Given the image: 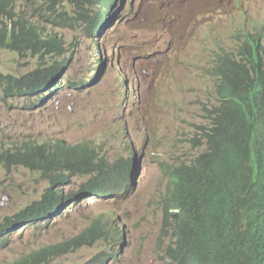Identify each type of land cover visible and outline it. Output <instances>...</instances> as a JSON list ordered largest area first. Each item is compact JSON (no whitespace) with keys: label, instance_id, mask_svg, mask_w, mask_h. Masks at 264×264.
I'll list each match as a JSON object with an SVG mask.
<instances>
[{"label":"clouds","instance_id":"clouds-1","mask_svg":"<svg viewBox=\"0 0 264 264\" xmlns=\"http://www.w3.org/2000/svg\"><path fill=\"white\" fill-rule=\"evenodd\" d=\"M117 4H123V1L114 0L113 4L103 6L97 19V33H87L86 27L70 29L77 30V33L99 50L97 54L100 64L104 62L103 50L107 51V48L103 46V41L98 43L97 38L101 37L103 40L105 35L110 34L115 21H119L115 18L114 11H111V7H116ZM97 9L98 6H92L90 13L93 12L94 16ZM154 10L158 12V16L149 18L154 23L161 21L159 31L166 38L165 47L172 41H180L185 45L196 44L211 49L209 56L197 61L193 72H198L205 80L206 98L198 99L194 103L197 108L186 112L192 131H188L180 111L171 112L178 120L176 136L180 139V146L186 145V150L180 149L178 157L167 155L156 163L167 182L155 203L156 231L159 233L157 245L161 253L158 260L167 264L165 254L170 250L177 251L179 242L189 247L195 237L192 221L209 218L214 225L213 238L220 242L217 244L221 253L214 262H204L205 264H264V0H172ZM65 56L63 50L59 61L45 56L48 60L42 64L44 68H49L52 64L49 75L51 80H45L46 86L32 93H39L35 98L37 101L43 98L44 89H48L49 93L61 85L56 81L67 66L71 65V56L69 59H65ZM62 60L68 61L65 66L60 62ZM90 64V73H94L97 78V57L93 67L91 62ZM161 64L164 68L168 67V59ZM57 66L58 74L54 76L53 70ZM117 73V90L125 88L124 102L128 109L129 92L125 81L120 79L121 72ZM135 75H138L137 71ZM68 83L73 89H87L82 80ZM135 93L137 97L133 88V94ZM1 97L5 102L8 99L3 95ZM138 108L140 109L135 108L133 111L134 125L153 126L156 122L153 111H149V108L143 110L141 106ZM125 132L128 134L127 128ZM121 135L122 130L117 129V150L122 143ZM60 141L65 143L52 139L48 144L33 145L54 149V145ZM25 144L29 143L5 152L13 153ZM125 144V157L119 154L111 168L104 162L100 143L84 141L67 144L72 147L89 146L90 152L87 155L94 156L97 160L91 165L84 156L79 167L75 166L77 170L73 173L64 172L62 181L53 187L44 173L39 171L49 186L43 196L32 204L40 203L48 196L50 188L61 195L62 199L55 202L51 209L35 214L32 219H18L27 207L14 216V219H6L4 224H0L4 225L0 230V245L7 246L11 235L9 232L20 222L28 224L23 229L35 223L32 229L38 230L42 225L54 226L69 214L66 213V204L69 200H75L72 194L63 195L59 186L66 185L70 178L83 180L82 188L96 199L91 201L93 203L127 196L133 187L137 169L134 150L128 139H125ZM0 163L6 169H26L6 167L1 161ZM98 166L102 168V173L94 170ZM114 169H117L116 178L113 175ZM165 203V207H160V204ZM7 220L12 224H8ZM123 234L124 227L120 229L114 220H107L102 225L101 220L93 219L83 231L68 234L59 241L45 243L52 246H40L37 251L20 260L7 261L0 254V264H54L61 257L71 258L67 264H132L126 252L127 246L123 247ZM253 236L261 238L262 242L254 240ZM49 250L52 254L45 259ZM187 263L197 264L193 252L187 253ZM174 264H180L176 257Z\"/></svg>","mask_w":264,"mask_h":264},{"label":"rangeland","instance_id":"rangeland-1","mask_svg":"<svg viewBox=\"0 0 264 264\" xmlns=\"http://www.w3.org/2000/svg\"><path fill=\"white\" fill-rule=\"evenodd\" d=\"M120 1L123 4L111 7L119 21H115L110 34L105 35L103 40L97 38V42L103 41V46L107 48V51L103 50L104 62L100 64L99 50L77 30L48 25L41 21L38 13L34 14L26 8L24 0H17V9H26L28 15H34L32 20L45 33L62 40L65 59L71 56V65L56 81L61 85L49 93L48 89H44L40 101L35 99L39 93L24 98H9L6 102L0 99V153L23 143L48 144L52 139L65 141L68 145L97 142L100 143L104 162L111 168L119 154L125 157V139H128L134 150L137 171L127 196L100 200L99 203L91 202L96 199L82 188V179H68L67 184H61L59 189L63 195H73L75 202L69 200L66 204V213L69 214L54 226L42 225L38 230L32 229L35 223L26 229L23 228L27 223H18L9 232L7 246L0 245V254L7 261L20 260L45 243L81 232L93 219L101 220L104 225L109 218L117 226L120 222L121 229L124 227L123 247L127 246L126 252L132 264H162L158 260L161 253L157 245L159 233L156 231L155 203L167 182L156 163L167 155L178 157L180 149L186 150V145L180 146V139L176 136L178 120L171 112L180 111L188 131H192L186 112L194 111L197 108L194 103L206 98L205 80L198 72H193L197 61L209 56L211 49L196 44L185 45L180 41L164 46L166 38L159 31L161 21H153L158 16L154 8L172 0ZM60 8L72 14L73 9L65 0H62ZM75 42L78 43L74 47ZM109 50L111 52L108 53ZM96 57L99 68L97 78L90 73V62L93 67ZM166 59L169 66L164 68L161 63ZM37 67V57L19 56L0 49L2 75L21 77ZM117 71L121 72L120 79L125 81L129 92L128 109L124 102L125 88L117 90ZM79 80L84 82L86 90L68 86V82ZM138 106L153 111L156 116L153 126L134 125L133 111L140 109ZM117 129L122 130V143L118 145V150ZM48 186L39 171L6 169L0 163V224H4L6 219H14L23 209L38 201ZM165 259L168 264L166 254ZM70 261L71 258L61 257L54 264Z\"/></svg>","mask_w":264,"mask_h":264},{"label":"trees","instance_id":"trees-1","mask_svg":"<svg viewBox=\"0 0 264 264\" xmlns=\"http://www.w3.org/2000/svg\"><path fill=\"white\" fill-rule=\"evenodd\" d=\"M24 1L26 8L33 11L34 14L38 13V17L42 22L57 26L59 29L73 27L82 29L86 27L85 29L89 34L97 33V19L103 11V6L111 5L114 2V0H65L73 9L72 14H69L61 10L60 4L62 0ZM92 6H98L94 16L93 12L90 13ZM32 16L34 15H28L27 10L23 7L22 9H17V0H0V49L19 56L29 55L39 58L38 67L21 77L2 75L0 73V93L4 94L6 98H22L45 87L44 81L49 82L51 80L48 75L51 74L52 69V64L49 68H44L42 63L48 60L45 56H51L52 59L56 58L57 61L61 57L62 40L55 35L45 33L37 22L32 20ZM60 62L65 66L68 61L62 60ZM60 62L59 66H61ZM89 152V146L78 145L72 147L61 141L54 145V149L25 144L13 153L5 152L0 155V161L6 167H24L29 170L41 171L50 180L51 187H53L62 181L64 172L73 173L76 171L77 167L75 166L78 165L79 167L80 160L84 156L87 157L89 164L93 165V161H96L97 158L87 155ZM101 169L99 166L94 168L99 173H102ZM120 170L122 173L123 168ZM116 174L117 169H114L113 175L115 178ZM47 194L48 196L40 203L31 204L27 207L18 219H32L35 214L51 209L55 202H59L62 199L61 195L54 193L51 188ZM226 200L228 201L229 198H226ZM7 221L8 224H12L9 220ZM192 225L195 228V237L189 247L179 242L178 249L174 252L176 259L180 261V264H188L187 253L193 252L197 264L214 262L221 250L217 244L220 242L215 241L213 238V222L209 218H199L193 220ZM3 228L4 225H0V230ZM255 239L258 242H262L261 238L257 239L254 237ZM203 244L205 245L200 247ZM51 254V250L47 251L45 259ZM253 256L258 258L255 253H253Z\"/></svg>","mask_w":264,"mask_h":264},{"label":"bare ground","instance_id":"bare-ground-1","mask_svg":"<svg viewBox=\"0 0 264 264\" xmlns=\"http://www.w3.org/2000/svg\"><path fill=\"white\" fill-rule=\"evenodd\" d=\"M29 23V22H28ZM32 24V23H31ZM29 26V25H28ZM32 26V25H31ZM32 52V51H31ZM27 70V69H26ZM25 70V71H26ZM28 71V70H27ZM24 72H22L23 74ZM27 73V72H26ZM53 73H54V76H56V74H58V66L57 67H54V70H53ZM49 76V75H48ZM29 79V78H28ZM38 80V79H37ZM40 80V79H39ZM41 81V80H40ZM18 93V92H17ZM1 94V93H0ZM3 96H5L4 94H2ZM119 96V95H118ZM6 97V96H5ZM9 99V98H8ZM33 145V144H31ZM31 153V152H30ZM112 166V165H110ZM121 171V170H120ZM78 188V187H77ZM68 189V188H67ZM75 189V188H74ZM71 190V189H70ZM72 194V193H71ZM3 198V197H2ZM91 198V197H90ZM167 204H163L162 207H165ZM108 220H110L109 218H107ZM116 220V219H115ZM111 221V220H110ZM119 228L121 229V223L119 222ZM120 234H122V232L120 231ZM42 246H45V247H51L52 244H44ZM166 257L168 259V264H174V259H175V254L172 250H170L169 252L166 253Z\"/></svg>","mask_w":264,"mask_h":264}]
</instances>
